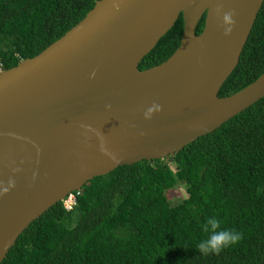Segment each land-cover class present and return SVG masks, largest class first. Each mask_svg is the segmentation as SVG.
<instances>
[{"label":"water","instance_id":"1","mask_svg":"<svg viewBox=\"0 0 264 264\" xmlns=\"http://www.w3.org/2000/svg\"><path fill=\"white\" fill-rule=\"evenodd\" d=\"M263 3L99 0L40 54L0 71V191L15 182L0 197V264L33 221L90 180L168 158L263 99L264 72L219 96ZM218 6L236 12L230 36ZM181 15L178 49L140 70ZM153 103L162 111L145 119Z\"/></svg>","mask_w":264,"mask_h":264},{"label":"trees","instance_id":"2","mask_svg":"<svg viewBox=\"0 0 264 264\" xmlns=\"http://www.w3.org/2000/svg\"><path fill=\"white\" fill-rule=\"evenodd\" d=\"M99 0H0V71L33 58L83 20ZM205 16L197 34L204 28ZM182 15L140 70L180 46ZM264 72V3L227 97ZM186 197L173 205L170 191ZM71 210L59 202L33 221L1 264H264V98L165 159L143 160L95 177ZM216 216L243 240L219 256L196 250L201 225Z\"/></svg>","mask_w":264,"mask_h":264},{"label":"clouds","instance_id":"3","mask_svg":"<svg viewBox=\"0 0 264 264\" xmlns=\"http://www.w3.org/2000/svg\"><path fill=\"white\" fill-rule=\"evenodd\" d=\"M217 14L222 15L224 25V35L230 36L235 28L236 12L234 10L224 11L222 6H218ZM110 107V105L108 106ZM162 111V106L153 103L151 107L144 113L145 119H151L154 113ZM143 135V133H141ZM15 187V182L10 180L6 187L0 191V197L7 195L11 189ZM222 221L216 217H208L201 225L202 231L205 234L196 245V250L203 256L217 255L219 256L225 250L237 246L244 238L241 231L235 228H222Z\"/></svg>","mask_w":264,"mask_h":264},{"label":"rangeland","instance_id":"4","mask_svg":"<svg viewBox=\"0 0 264 264\" xmlns=\"http://www.w3.org/2000/svg\"><path fill=\"white\" fill-rule=\"evenodd\" d=\"M168 197L170 198L171 203L173 205H177L181 202V200L186 197V192L183 185H179L175 190L170 191L168 193Z\"/></svg>","mask_w":264,"mask_h":264},{"label":"built area","instance_id":"5","mask_svg":"<svg viewBox=\"0 0 264 264\" xmlns=\"http://www.w3.org/2000/svg\"><path fill=\"white\" fill-rule=\"evenodd\" d=\"M65 209L71 211L77 204V194L70 193L63 201Z\"/></svg>","mask_w":264,"mask_h":264},{"label":"bare ground","instance_id":"6","mask_svg":"<svg viewBox=\"0 0 264 264\" xmlns=\"http://www.w3.org/2000/svg\"><path fill=\"white\" fill-rule=\"evenodd\" d=\"M78 191H80V190H78ZM75 192H77V191H75Z\"/></svg>","mask_w":264,"mask_h":264}]
</instances>
